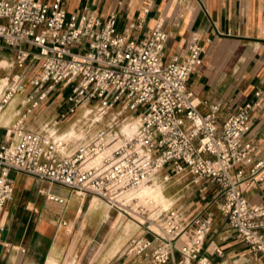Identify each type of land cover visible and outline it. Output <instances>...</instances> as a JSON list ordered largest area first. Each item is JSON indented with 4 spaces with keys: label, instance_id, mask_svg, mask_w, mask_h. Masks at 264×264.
I'll return each mask as SVG.
<instances>
[{
    "label": "built area",
    "instance_id": "obj_1",
    "mask_svg": "<svg viewBox=\"0 0 264 264\" xmlns=\"http://www.w3.org/2000/svg\"><path fill=\"white\" fill-rule=\"evenodd\" d=\"M142 21L138 16L118 30L113 12L100 21L90 12L66 13L62 0H0V49L11 51L0 68L17 69L0 77V111L19 99L13 110L18 119L0 141V209L11 195V170L93 195L125 214L135 189L154 179L163 192L172 176L188 175L186 185L213 187V207L228 228L264 255V203L250 202L240 186L264 188L263 162L253 158L255 145L244 138L253 103L238 106L219 124L217 103L200 113L186 80L200 63L201 46L191 41L181 59L165 61L167 33L155 23L138 37ZM56 86L69 87L66 108H57L53 120L36 130L23 129L21 121ZM78 110L80 117L66 128L73 124L79 136L58 132V122L70 121ZM45 198L64 201L53 193ZM173 202L136 220L141 233L128 239L125 253L147 255L151 264H181L183 258L210 264L201 251L212 210L204 204L183 211Z\"/></svg>",
    "mask_w": 264,
    "mask_h": 264
},
{
    "label": "crops",
    "instance_id": "obj_2",
    "mask_svg": "<svg viewBox=\"0 0 264 264\" xmlns=\"http://www.w3.org/2000/svg\"><path fill=\"white\" fill-rule=\"evenodd\" d=\"M62 6L66 13L90 12L100 21L113 12L118 30L140 16L143 21L138 37L160 23L167 33L162 51L165 61L173 56L181 59L191 41L201 46L200 63L186 80L196 109L204 114L210 104L217 103L219 124L238 106L253 103L244 138L254 143L253 158L264 165V0H62ZM145 7L147 11L143 13ZM9 56L0 49V63H7L4 59ZM18 102V97H14L0 111L1 142H5L11 124L18 119L13 114ZM52 102L37 115L30 113L20 126L38 129L44 121L42 116H53L58 110L51 106ZM9 177L11 195L0 209V264H151L147 255L125 253L126 246L119 253L120 237L105 248L108 236L122 219L120 213L102 207L95 196L86 198L89 194L78 195L61 185L12 170ZM240 186L250 202L264 203L262 185ZM158 189H154L156 194L160 193ZM46 193L56 194L64 201H49ZM162 208L165 207H154V216ZM107 218L110 221L104 239L103 224ZM131 230L127 228L123 233ZM201 254L210 264H264V255L251 251L226 223L220 228L212 223ZM176 258L180 255L176 254ZM181 264L194 263L183 258Z\"/></svg>",
    "mask_w": 264,
    "mask_h": 264
},
{
    "label": "rangeland",
    "instance_id": "obj_3",
    "mask_svg": "<svg viewBox=\"0 0 264 264\" xmlns=\"http://www.w3.org/2000/svg\"><path fill=\"white\" fill-rule=\"evenodd\" d=\"M22 47H27L26 45H23ZM35 50V49H33ZM4 52L7 51V53H10V50H3ZM7 63L5 61H2L0 63V67L3 68ZM0 68V77L1 76H6V75H10L12 73H14L17 69L15 67H6L4 69ZM24 89L27 88V83H25V86L23 87ZM69 92V87L64 88L62 90H58V86H56L51 92L50 94L47 96L46 101H43L38 108H36L33 111L32 115H37V113L39 112V110L41 111L43 108L45 109L46 106L48 105L49 101H53L51 106H55L56 109L59 108L60 106H62L61 110H64L66 108L67 103L64 101V98L66 96V94ZM24 92H21V95ZM59 105V106H58ZM46 113V112H45ZM44 115V114H43ZM47 115V116H46ZM84 116V114H83ZM80 117V110H78L76 112V114H74L71 118L70 121H66V120H60L58 122V132L59 131H63V133H67L68 131L72 130L73 128V124H70L69 127L66 128V126L69 124V122L73 121L75 118H79ZM108 117V116H107ZM44 118V119H43ZM42 119L45 121L48 120H53V117L51 116V113L45 114L44 116H42ZM30 120L32 123H34L33 120V116H30ZM87 125L89 126V124L87 123ZM66 128V129H65ZM92 130V129H91ZM127 130L125 127L122 128V131ZM74 135H72V137H78L79 134L78 133H74ZM87 134H91V131H89ZM163 172V170H161L159 173ZM189 179L188 175H174L170 178V180L166 183V185L164 186V190L162 192L161 190V185L154 181L155 183H157L153 189L148 192V194L140 193V204L144 206V211L142 215L145 216H150L153 217V213H154V207L157 206H163L166 207L171 201H173L175 199V201L173 202L174 206H179L181 209L185 210L187 209L188 211H192L193 209L198 210L200 208H202L204 206V204H206L209 209L212 210L213 212V226H217L218 228H220L221 226H223L226 223V218L225 216H223L221 213H219L216 209H214L213 207V200L215 198L212 197V195L214 194V189H212L213 187L210 185H206V184H202L201 186L199 185L200 182L198 184H188L186 185L187 181ZM154 180V179H153ZM186 185V186H185ZM159 188V192L158 194H156V191L154 189ZM176 190H179L177 194H175L172 197H169L170 194H172L173 192H175ZM180 195V196H179ZM92 195H87L86 198H90ZM179 196V197H177ZM167 201H169L167 203ZM192 203H188L191 202ZM100 204L102 207H107L102 201H100ZM129 205L131 206L132 204L129 203ZM129 210L127 209V212ZM134 211V210H133ZM132 212V215L129 214H125L121 211H117L114 209V214H116V212L121 214V219L117 225L115 230L111 233L109 237V239L107 240V244L105 246V248H107V246L112 244V242L117 238L120 237V241L118 243V249H119V253H121V251L124 249V247L126 246V244L128 243V239L131 237H135L137 235H139L141 233V227H138V225H136V219L138 220H142L140 214H136L135 212ZM119 216V214H118ZM133 216V217H132ZM135 217V218H134ZM109 221L110 218L105 219L104 221V236L103 238H107V232H108V227H109ZM125 222H128L127 224H125L123 226V224ZM127 228H131L132 230L128 233V234H124L123 232L126 231ZM259 253H257L258 255ZM261 255V254H259Z\"/></svg>",
    "mask_w": 264,
    "mask_h": 264
},
{
    "label": "bare ground",
    "instance_id": "obj_4",
    "mask_svg": "<svg viewBox=\"0 0 264 264\" xmlns=\"http://www.w3.org/2000/svg\"><path fill=\"white\" fill-rule=\"evenodd\" d=\"M124 132H127V130H124ZM71 134L74 135L72 130L68 131L67 133H63L62 135H64V136H71L72 137ZM155 185L156 184H155V182L153 180V183L150 186H141V187L135 189L134 191H132L131 193H129V194H131V197L132 198H135V201H133V203L130 206V208H128V210H129L128 212L132 215V212L131 211L134 210L133 212H135L136 214L137 213L140 214V216L142 218V220H138L137 218L134 217L136 220L142 222L143 219L145 218V215H142L143 214V211H144V206L140 204V199L141 198H140L139 194L140 193H143V192H150ZM146 217L151 218L150 216H146Z\"/></svg>",
    "mask_w": 264,
    "mask_h": 264
}]
</instances>
